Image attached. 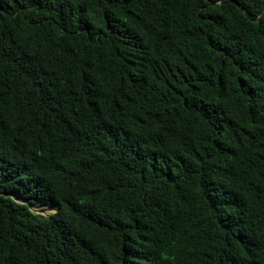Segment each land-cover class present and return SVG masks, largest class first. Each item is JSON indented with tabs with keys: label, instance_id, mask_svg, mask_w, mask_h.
Masks as SVG:
<instances>
[{
	"label": "trees",
	"instance_id": "16d2710c",
	"mask_svg": "<svg viewBox=\"0 0 264 264\" xmlns=\"http://www.w3.org/2000/svg\"><path fill=\"white\" fill-rule=\"evenodd\" d=\"M219 1L0 0V264H264V0Z\"/></svg>",
	"mask_w": 264,
	"mask_h": 264
},
{
	"label": "rangeland",
	"instance_id": "374dc122",
	"mask_svg": "<svg viewBox=\"0 0 264 264\" xmlns=\"http://www.w3.org/2000/svg\"><path fill=\"white\" fill-rule=\"evenodd\" d=\"M12 197H14L17 201H21L23 202L24 200L22 198H18V195L15 193L11 194ZM31 209L34 212H38V213H43V214H49L51 212L55 211V207L54 206H46V205H42V204H36L34 206H30Z\"/></svg>",
	"mask_w": 264,
	"mask_h": 264
},
{
	"label": "water",
	"instance_id": "95a60500",
	"mask_svg": "<svg viewBox=\"0 0 264 264\" xmlns=\"http://www.w3.org/2000/svg\"><path fill=\"white\" fill-rule=\"evenodd\" d=\"M221 1H223V0H220L219 2H216L215 4H217V3H220ZM236 5H238L239 6V4L235 1V0H232Z\"/></svg>",
	"mask_w": 264,
	"mask_h": 264
}]
</instances>
